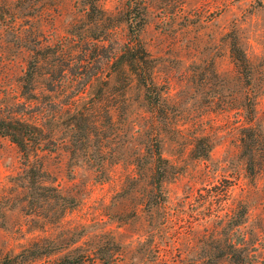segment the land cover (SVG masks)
Returning a JSON list of instances; mask_svg holds the SVG:
<instances>
[{
  "label": "rangeland",
  "instance_id": "obj_1",
  "mask_svg": "<svg viewBox=\"0 0 264 264\" xmlns=\"http://www.w3.org/2000/svg\"><path fill=\"white\" fill-rule=\"evenodd\" d=\"M127 1L0 0V112L47 147L32 183L0 135V259L39 240L62 248L29 264H264V0H141L158 105L116 62ZM223 180L229 199L208 197Z\"/></svg>",
  "mask_w": 264,
  "mask_h": 264
},
{
  "label": "trees",
  "instance_id": "obj_2",
  "mask_svg": "<svg viewBox=\"0 0 264 264\" xmlns=\"http://www.w3.org/2000/svg\"><path fill=\"white\" fill-rule=\"evenodd\" d=\"M127 6V15L129 20L128 39L123 44L116 62L122 61V64L129 67L130 71L136 76L138 82L144 87L147 100L152 104L158 105L160 103V94L157 85L153 81V59L144 47L140 36L145 24L141 0H128ZM92 8L95 9V5H92ZM232 54L239 62V65L247 69L248 60L246 54L237 42L232 43ZM35 74V67H29L24 75L23 86L30 91L34 89L33 83ZM42 134L43 133L39 127L34 125L32 122L24 120L20 117L11 116L9 114L5 115L0 112V135L10 138V140L19 147L25 159V163L29 166L27 177L32 183H39L44 178L45 174L42 167H35L30 164L31 153H37V151L45 150L47 148L44 143L45 139L42 138ZM206 146L207 147L203 156H207L211 150V145L209 143ZM248 160L249 163L247 170L250 174H254V159L249 157ZM163 164H167V160L162 156L158 149L155 153L153 176L157 179L155 185L159 192H161V183L167 177L169 172L168 167ZM44 189H46V191H57V188L55 187H44ZM206 191L208 197L213 196V193H217L218 195H223L224 199H229L231 194V184H229L228 181L223 180L210 188H206ZM240 207V213L243 217H245L247 214V208L242 204H240ZM237 208L238 206L233 207L232 205V207L230 206L229 208V212L235 214L234 211ZM59 248L62 247L54 243L40 245L39 240H36L32 242L31 246L25 247L21 252L15 255L6 254L0 259V264H29L39 259L48 257L51 253L59 250ZM231 248L235 252L233 256L237 252L243 253L244 250H246L244 246L240 249L235 248L234 246ZM63 260L66 261L67 259ZM65 264L84 263L81 261H68Z\"/></svg>",
  "mask_w": 264,
  "mask_h": 264
}]
</instances>
